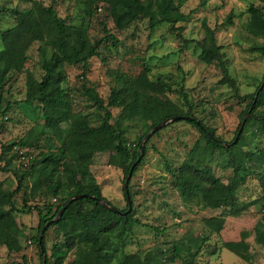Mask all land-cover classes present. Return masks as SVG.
I'll use <instances>...</instances> for the list:
<instances>
[{
  "label": "trees",
  "instance_id": "trees-1",
  "mask_svg": "<svg viewBox=\"0 0 264 264\" xmlns=\"http://www.w3.org/2000/svg\"><path fill=\"white\" fill-rule=\"evenodd\" d=\"M20 1L28 2L30 6L22 10L0 6V15L13 20L12 26L0 31V127L8 120L4 118L9 109L1 106L3 89L12 73L22 72H25L23 102L36 104L42 123L33 126L17 140L0 142V163H3L0 171L11 172L16 181L15 187L6 180L0 181V233H7L4 241L7 250L18 253L23 249L24 233L17 223V216L36 212L38 223L31 241L39 250L41 264L40 246L46 264H64L70 254L73 257L71 264H171L177 260L182 264H194L204 252L214 255L216 247L210 249V240L223 230L224 215L203 218L201 234L188 231L167 248L135 253L125 251L134 228L143 225L134 208L128 212L126 197L128 194L131 203L133 193L129 181L126 194L125 179L133 164L137 162L131 178L145 159L149 141L143 145L142 155L139 150L145 135L157 124L173 117L180 118L174 123L184 122L199 134L179 166L163 161L164 170L172 177L181 201L204 209L222 208L232 217H239L248 205L260 202L261 217L253 233L254 242L264 248V75L252 93L241 96L236 80L229 73L223 48L217 44L215 30L203 21L205 45L195 41L200 46L199 60L206 65H216L221 73L218 85L228 86L237 100L246 103L231 141L222 140L214 128L197 115L185 78L176 81L152 77L147 65L136 76L113 71L110 76L114 85L105 101L95 90L83 86V93L92 105L103 111L102 121L92 125L85 113L73 109L66 67H79L84 78L90 59L100 55V43L112 40L113 36L103 25L104 37L99 41L91 40L87 26L70 24L58 16L53 6H45L38 0ZM181 3L182 0H82L80 13L91 19L104 10L117 31L145 20L151 31L157 26L168 25L169 31L175 33L182 31L177 25L186 23L192 14L183 13ZM248 14L246 31L263 39L262 45L252 49L264 58V11L251 4ZM226 23L232 24L231 15L226 18ZM182 41L185 46L194 42ZM30 43H38L39 78L25 69ZM173 94L177 101L171 98ZM111 109L118 110L115 117ZM134 122L141 124L142 133L136 143H131L127 132ZM255 140L257 144H254ZM34 150L38 153L31 155ZM96 153H110L108 164L123 173L126 204L122 209L115 208L126 212L125 215L115 214L100 203L105 201L112 206L92 176L85 181L77 177L78 173L87 170L88 162ZM15 159H24L17 169L11 168ZM212 163L232 171L227 182L215 176ZM248 178L257 181L260 195L251 203L241 204L237 192ZM79 195H89L97 201L91 198L71 201L72 197ZM31 200H40L42 204H31ZM65 206L58 221L49 223L40 244L41 228ZM50 229L55 230L59 240L52 244L47 256L45 237ZM246 237L247 232H241V238Z\"/></svg>",
  "mask_w": 264,
  "mask_h": 264
},
{
  "label": "rangeland",
  "instance_id": "rangeland-1",
  "mask_svg": "<svg viewBox=\"0 0 264 264\" xmlns=\"http://www.w3.org/2000/svg\"><path fill=\"white\" fill-rule=\"evenodd\" d=\"M45 6H53L58 16L70 24H84L88 27L91 40H101L105 32L102 26L113 36L112 40L100 43L99 56L89 61V69L84 78L79 67H66L67 86L75 111L85 113L92 125L102 121L103 111L93 106L83 93V86L96 91L104 101L114 85L110 74L113 71L136 76L144 66H149L152 77H164L180 81L185 78V86L196 104L197 115L214 128L215 134L225 142L233 139L241 122V111L246 103L237 100L231 88L218 85L221 78L220 69L216 65L202 63L198 55L200 46L205 45L202 22L215 30L217 44L222 46L230 75L236 80L241 96L252 93L264 75V58L255 49L262 45L263 39L250 35L245 24L249 20L248 8L252 5L264 11L263 0H182L180 10L191 13L186 23L177 26L182 31L172 33L168 25L157 26L153 31L148 29L147 22L141 20L123 31H117L104 10L97 12L91 19L84 18L80 13L82 0H38ZM178 1V0H174ZM5 8L18 7L25 9L28 2L20 0H0ZM232 16V24L226 18ZM13 20L0 15V31L12 26ZM183 39L193 43L183 45ZM1 47V41H0ZM38 43L27 46L26 55L29 59L25 69L36 78L41 75ZM25 98V72L12 73L3 89L2 109L8 107V120L0 127V142H11L21 138L35 125L42 123L41 113L36 104L27 105ZM177 101V96L172 95ZM112 115L118 114L111 109ZM115 118L112 120L114 122ZM126 124V123H125ZM127 132L128 140L136 143L142 133L141 124L131 123ZM199 138L198 132L190 125L179 122L170 123L157 135L150 137L148 152L143 163L138 167L130 180L133 193L132 209L141 226L134 228L133 237L128 240L125 251L128 253L147 252L157 247L167 248L172 242L179 240L186 232L198 235L202 233L203 218L225 216L224 228L219 236L210 240V249L216 247V253L204 252L194 264H264V248L254 242L253 228L261 217L260 202L250 204L239 217L227 215L225 209H204L196 204L181 201L173 186L172 177L164 170V160L172 166H179L187 153ZM255 140L254 144H257ZM38 150L31 152L36 155ZM110 153H96L88 162L87 170L78 173L77 177L85 181L90 175L101 188L102 195L116 208L125 207L123 197V173L108 164ZM12 160V167L17 169L24 159ZM216 177L223 182L232 175L230 169H223L212 163ZM3 163H0V167ZM6 180L12 187L16 186L12 173L0 171V181ZM258 183L253 178L241 186L237 192L241 204H248L259 198ZM20 201V199H19ZM48 202H51L49 199ZM31 204H42L35 200ZM17 223L22 226L24 237L23 249L18 253H10L4 241L6 232L0 233V264H41L39 250L31 241L36 234L38 217L36 212L17 216ZM241 232H247L245 239ZM59 238L54 229L48 230L45 237L47 256L50 255L52 244ZM70 254L64 264H71ZM51 260V258H50ZM171 264H182L177 260Z\"/></svg>",
  "mask_w": 264,
  "mask_h": 264
},
{
  "label": "water",
  "instance_id": "water-1",
  "mask_svg": "<svg viewBox=\"0 0 264 264\" xmlns=\"http://www.w3.org/2000/svg\"><path fill=\"white\" fill-rule=\"evenodd\" d=\"M248 115H249V113L246 115L245 119L248 117ZM186 119H189V120H190V118H186ZM179 120H180L179 117H173V118H171V119H169V120H166V121H164V122H162V123H159V124H157L156 126H154V127L150 130V132H149L148 134L145 135V137L143 138V140H142V142H141V144H140L139 150H140V152H141V155H142V148H143V145L145 144V142H146L150 137H152L157 131H159L160 129H162V128L165 127L166 125H168V124H170V123L177 122V121H179ZM243 122H244V121H243ZM242 124H243V123H242ZM136 163H137V162H135V164H133V166L131 167V169H130V171H129V173H128L126 179H125V182H124V190L126 191V194H127V192H128V185H129V181H130L131 176H132L133 168H134V166L136 165ZM81 198H91V199L97 201V199H96L95 197H92V196H89V195H79V196H74V197L71 198V201H75V200H78V199H81ZM126 198H127V204H128V206H129V208H128V212H130L131 209H132V207H131V203H130V199H129L128 194H127V197H126ZM100 203H101L105 208H107L109 211H111V212H113V213H115V214H121V215H125V214H126V212H119V210H117V209H116L115 207H113V206L108 205V203L105 202V201H100ZM68 204H69V203H68ZM68 204H67V205H68ZM67 205H66V206H67ZM66 206H65L64 208H62V209L60 210V212H58L57 216H56L52 221L48 222L47 224H45V225L41 228L40 233H39V237H38V240H39V243H40V244H41V241H42L43 233H44L45 230L47 229L49 223H51V222H55V221H58V219L61 217V215H62L64 209L66 208ZM40 253H41V257H42V264H46V258H45L44 250H43V248H42L41 246H40Z\"/></svg>",
  "mask_w": 264,
  "mask_h": 264
},
{
  "label": "built area",
  "instance_id": "built-area-1",
  "mask_svg": "<svg viewBox=\"0 0 264 264\" xmlns=\"http://www.w3.org/2000/svg\"><path fill=\"white\" fill-rule=\"evenodd\" d=\"M4 119H6V117ZM0 151H1V149H0Z\"/></svg>",
  "mask_w": 264,
  "mask_h": 264
}]
</instances>
